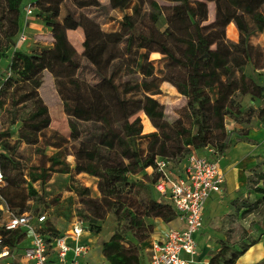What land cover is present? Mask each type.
Instances as JSON below:
<instances>
[{
  "label": "trees",
  "instance_id": "trees-1",
  "mask_svg": "<svg viewBox=\"0 0 264 264\" xmlns=\"http://www.w3.org/2000/svg\"><path fill=\"white\" fill-rule=\"evenodd\" d=\"M126 1L109 0V6L119 8ZM167 1L170 4L165 6L157 0H135L132 11L123 13L118 29L104 30L85 14L76 17L68 12L58 20L62 0H28L34 7L32 15L43 17L50 27L53 41L51 46L33 48L29 53L14 51L7 65L9 74L0 83V108L11 98L15 108L10 112V124L21 122L13 142L8 128L0 130V145L6 151L0 150L4 176L0 203L9 207L14 201L11 187L17 182L7 153L15 144H38L40 136L48 132L44 148H60L67 139L58 131L68 134L70 128V138L78 141L74 153L76 171L97 177L104 200L111 203L120 194L117 187L128 183V174H140L154 191L157 175L146 168L154 165L156 157L177 165L192 149L209 146L218 154L225 153L232 135L226 129L227 117L247 123L250 120L244 115L257 110L264 122V105L254 109L241 102L245 95L264 99V86L241 70L249 64L255 70L264 67V47L249 40L255 32L264 31V0H238V6H233L231 0ZM207 1L215 2L214 20L208 23ZM23 2L0 0V57L10 46H15L18 33L26 23ZM97 3V0H74L77 7ZM161 14H165L166 21L163 30L156 26ZM231 22L239 32L237 41L225 35V28ZM78 28L83 31L81 54L98 78L93 84L77 76L76 48L67 33ZM154 51L165 59L170 73L163 80L171 82L187 97L184 117L189 127L182 116L173 125L168 124L164 106L151 96L154 93L148 92L156 87L157 76L149 58ZM122 70L136 76V80L116 82ZM45 71L53 77L60 101L45 102L41 96ZM26 106L28 110L22 114ZM139 111L148 116L156 131L142 133L141 120L136 115ZM105 121L110 123L106 125ZM78 122L97 125V129L94 133L87 129L85 132L89 134L81 138ZM51 138H57L58 142H52ZM144 140L146 145L142 148L139 143ZM259 181H264V172L255 176V182ZM257 190L264 193V188ZM14 205L21 209L23 206ZM241 207L247 211L253 206L244 201ZM115 214L121 217L117 209ZM176 214L171 203L157 200V194L150 200L146 212L147 216L160 217L166 222ZM134 224L145 228L142 220ZM43 227L45 232L58 233L47 220ZM100 229L99 224L90 226L92 232ZM0 236L11 251L18 253L23 249L26 232L22 228L2 227ZM257 242L258 238H249L248 242L233 248L222 241L209 264L217 260L222 264H235ZM143 247V239L139 238L133 245L105 246L102 252L111 264H141L139 250ZM252 264H264V259Z\"/></svg>",
  "mask_w": 264,
  "mask_h": 264
},
{
  "label": "rangeland",
  "instance_id": "rangeland-1",
  "mask_svg": "<svg viewBox=\"0 0 264 264\" xmlns=\"http://www.w3.org/2000/svg\"><path fill=\"white\" fill-rule=\"evenodd\" d=\"M161 5H169L167 0H157ZM28 0H24L22 6L27 5ZM98 5L77 7L74 0H62L59 7L58 20H61L68 12L74 16L85 14L97 21L104 30H115L119 28V22L123 13L131 12L135 0H127L119 8H111L109 0H97ZM233 6H238V0H231ZM208 19L206 23L214 20L215 2L207 1ZM264 9V6L263 8ZM26 19L25 33L27 39L19 45L10 46L0 57V83L9 74L7 65L14 51L20 50L30 52L33 48L48 47L52 45V34L50 27L45 23L41 16H30ZM156 26L163 30L166 26L165 14H161L156 22ZM68 38L76 48L75 60L79 67L77 76L80 80L93 84L98 78L91 70L89 62L81 54V40L83 31L81 28L69 30ZM225 35L232 41H237L239 32L234 24L233 32L230 26H226ZM250 42L264 47V31L255 32L250 37ZM159 52H151L149 58L154 65V73L157 76L156 87H151L148 91L153 98L164 106L165 121L168 124H174V121L181 117L187 127L190 126L188 120L184 117L187 97L181 94L176 87L169 81L163 80L169 76V70L165 65V59H161ZM247 75L252 76L258 83L264 86V67L254 69L252 64L241 69ZM136 76L128 71L122 70L116 82H123L127 79L135 81ZM40 94L45 102L60 101V95L56 91L53 77L48 71L43 73V84L40 88ZM13 100L8 98L2 108H0V130L8 128L11 132L10 140L17 139V132L21 126L18 120L10 124V112L15 108ZM244 105L256 109L264 105V99L259 100L251 95L241 98ZM27 105V104H26ZM28 110L26 106L21 113L25 114ZM61 110L63 112L62 106ZM64 113V112H63ZM142 133L156 131L148 116L139 111ZM68 124L67 116L64 114ZM249 118L250 122L238 123L232 118H226V129L231 131V143L229 147L237 142H244L245 146L255 142L249 137L250 132H254L264 149V122L262 114L257 110L247 112L244 118ZM230 118V119H229ZM111 121V120H110ZM110 121L103 122L109 124ZM146 123L150 124V130H146ZM69 127V125H68ZM84 137L87 129L94 133L97 125L78 122ZM193 130V127H192ZM67 142L62 143L60 148L46 147L44 143L49 132L45 136H40L39 143L36 145H27L19 143L13 145L8 154L12 173L17 176V182L11 187L14 201L9 203L12 213L27 211L32 214L38 212L46 215L47 222L54 227L55 231L62 232L67 229L73 221H80L84 228H87V241L90 246L87 264H111L103 255L105 246L115 247L118 243L135 244L137 239H143L144 247L139 250L140 258H148V241L154 230V220L158 217L147 216V208L150 200L155 197V192L147 180H143L140 174H128V183L119 185L120 194L113 199L111 203L104 200V194L100 191L97 181L98 178L86 172L76 171L75 151L78 141L70 138L71 130L68 134H63ZM51 141L58 142L57 138H51ZM138 142V140H137ZM257 142V141H256ZM248 143V145H247ZM146 140L139 143L140 147H145ZM1 152H6L0 145ZM120 150V149H119ZM176 169L177 165L172 163ZM257 165V168L254 166ZM255 165L243 167L246 173V183L233 192L226 190L219 199H216L210 207L207 208L205 216V231L202 233V249L207 254H214L224 241L233 248H238L243 243L248 242L249 238H258V242L264 244V193L257 190L258 187L264 188V181L255 182V176L264 172V156L257 158ZM119 190V189H118ZM244 201L252 204L251 209L245 211L241 207ZM15 203L23 204L21 206ZM115 209L121 213L117 217ZM8 217L5 210L0 209V228ZM160 218V217H159ZM142 220L145 228L136 226L134 223ZM100 225L99 232H92L90 226ZM147 226V227H146ZM23 243L28 242V236L24 238ZM214 264H222L221 261H215ZM252 264V263H251Z\"/></svg>",
  "mask_w": 264,
  "mask_h": 264
},
{
  "label": "built area",
  "instance_id": "built-area-1",
  "mask_svg": "<svg viewBox=\"0 0 264 264\" xmlns=\"http://www.w3.org/2000/svg\"><path fill=\"white\" fill-rule=\"evenodd\" d=\"M23 10L28 19L34 7L27 3ZM25 26L26 23L18 33L17 45L27 39ZM210 150L218 154L214 148L210 147ZM172 166L170 160L156 157L154 165L146 170L157 175L153 183L157 200L171 203L184 227H169L151 241L150 264H189L195 260L198 251L195 234L203 224L205 202L211 194L222 192L226 180L219 161L196 149H192L176 169ZM3 184L0 165V187ZM0 209L8 213L2 227L7 230L22 228L26 232L25 238L28 236V242L22 241L24 247L18 253L11 251L0 236V264H79L90 249L86 240L89 231L80 221H73L64 231L51 234L44 231V213H12L3 203H0ZM182 253L189 258H183Z\"/></svg>",
  "mask_w": 264,
  "mask_h": 264
},
{
  "label": "crops",
  "instance_id": "crops-1",
  "mask_svg": "<svg viewBox=\"0 0 264 264\" xmlns=\"http://www.w3.org/2000/svg\"><path fill=\"white\" fill-rule=\"evenodd\" d=\"M231 31L233 32L234 23H229ZM248 97L245 95L243 98ZM50 105L49 108H51ZM60 107L61 105L58 104ZM230 119V118H229ZM146 130H150V124L146 123ZM249 137L255 140V142L249 144V146H245L244 142H237L236 144H232L225 153L223 154H216L210 150V147L205 146L203 149L197 150L200 154L206 155L211 159H217L219 161L220 166L223 168L226 176V180L223 186V190L227 192H233L239 187H242L243 184L246 183V173L243 170V167H251L255 165L257 158L260 156H264V149L261 150V145L258 143L260 138L254 134V132H250ZM257 141V142H256ZM248 145V143H247ZM222 190L221 193H213L211 196L206 200L202 221L203 224L201 228L195 234V239L197 241L198 251L195 256V260L189 264H208L210 257L213 254H207L206 251L202 249L201 243L203 242L202 233L205 231V216L207 208L211 206V204L221 197L224 193ZM154 230L150 235L149 243L152 240L159 238L169 227H184V222L179 219L176 215L172 220L166 222L161 218H156L154 220ZM87 240V237H86ZM148 251V258H140L141 264H150L149 263V256L150 251L149 247H147ZM89 253V251H88ZM88 253L84 256L79 264H87ZM181 256L183 258H189V255L186 253H182ZM264 259V244L259 242L253 244L251 247L247 249V251L241 255L235 262V264H251L257 262L259 260Z\"/></svg>",
  "mask_w": 264,
  "mask_h": 264
}]
</instances>
